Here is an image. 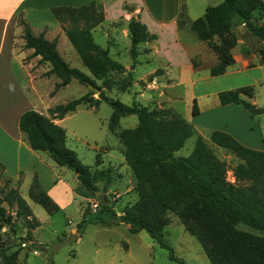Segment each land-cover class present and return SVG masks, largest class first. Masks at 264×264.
<instances>
[{
  "label": "trees",
  "instance_id": "trees-1",
  "mask_svg": "<svg viewBox=\"0 0 264 264\" xmlns=\"http://www.w3.org/2000/svg\"><path fill=\"white\" fill-rule=\"evenodd\" d=\"M183 12L181 4L179 19ZM52 14L89 75L71 67L63 59L57 50V39L48 41L44 37L46 29L35 34L19 18L24 48L32 49L33 56L40 57V63L50 65L44 76L55 75L60 80L50 96L68 86L72 80H77L83 86L92 85L99 93L98 98L93 99L90 96L94 92L90 90L78 99L50 108L49 116L34 110L22 113L18 125L26 135L30 148L46 153L57 166L71 170L79 184L90 194L99 191L98 184H102L101 192L105 195L114 181L112 169L99 170L82 164L76 153L65 144L66 131L54 120L63 119L80 105L96 108L102 102L112 110L110 131L115 133L123 117L134 115L138 120L136 127L117 134L125 164L135 178L136 201L126 205L122 214L117 216L105 196L107 205L100 203L95 213L83 214L76 233L82 234L89 224L111 226L118 223L112 222L118 217L119 223L127 225L132 234L146 232L161 248L169 251L171 260L183 264V260L174 256L163 236L164 229L171 223V215H175L185 231L201 246L209 264H264V151L242 145L229 133L220 130L211 132L210 141L239 160L232 169L233 183L227 179L226 162L216 156L201 135L197 134L189 156L176 157L175 152L195 135L189 122L170 108L149 109L135 102L126 105L105 95L96 84V81H103V87L110 90L112 82L106 78L107 75L113 71H124L108 50L102 49L94 41L93 29L105 21L102 5L90 2L79 7H54ZM263 18L264 0H222L216 6L208 7L202 17L189 22V29L217 57V63L210 68V76L223 75L227 67L234 63L232 50L237 46L238 39L232 30L233 22L238 20L250 36L264 43ZM65 23L68 25L65 26ZM178 27L181 29L182 25L178 23ZM127 30L131 43L129 53L134 60L140 44L157 39L135 17L128 21ZM215 39L219 42L216 43ZM259 55L264 60V48ZM158 75L159 71H156L148 81ZM253 95L254 88L245 86L221 91L217 97L221 106L237 104L251 115L263 114L264 108L243 99H251ZM198 113L194 99L191 115L197 116ZM100 164L97 156L96 165ZM0 170L4 172L2 164ZM11 182L10 178L5 177L0 189V225L11 226V214L6 215V208L1 206L4 203L28 229L40 227V222L19 192L20 181L16 187H11ZM30 197L48 215L59 212V206L45 193L30 192ZM18 254L17 250L8 254L0 247L1 264H18Z\"/></svg>",
  "mask_w": 264,
  "mask_h": 264
},
{
  "label": "rangeland",
  "instance_id": "rangeland-1",
  "mask_svg": "<svg viewBox=\"0 0 264 264\" xmlns=\"http://www.w3.org/2000/svg\"><path fill=\"white\" fill-rule=\"evenodd\" d=\"M221 1L182 0L184 12L177 21L182 25L181 29L189 32L191 36H196L189 29V19L202 17L208 7L216 6ZM183 19L185 21H182ZM18 20L19 18L16 21L18 22ZM67 25L68 23H65V26ZM122 25L123 23L119 19H117L116 23L113 22V25L102 23L99 25L101 26L100 29L98 28L99 26L93 29L92 35L95 43L102 49L108 50L115 61L124 64L128 63L130 68L135 67V69L130 70L127 67L125 68L127 71L110 72L106 77L112 82L110 90H106L103 87V81H96V84L101 87L105 95L117 99L126 105H131L135 102L149 109H173L174 112L189 122L195 131V135L185 142L183 148L175 152V156H189L195 145L197 134L201 135L216 156L226 162L228 168L227 179L233 183L232 169L239 163V160L228 151L214 145L209 139V130L205 127L210 113L214 112L213 107L219 105L216 93L224 89L225 84L213 81V78L209 76V70L205 68L200 70L198 76L192 78L198 80L193 92H191L189 85L177 87L173 91H166L165 87L161 85L162 82L158 76H155L152 81H148L149 76L152 75H148V73L156 64L154 61L142 62L139 59L134 60L128 55L126 49L130 46V39L122 37ZM232 30L239 42L238 48L236 47V53L242 54L245 52L248 55L254 54L256 57H260L259 51L264 48L262 41L250 36L238 20L233 22ZM105 32L110 34L108 35L109 37L105 35ZM194 38L199 42L196 37ZM214 41L216 43L219 42L218 39ZM67 44V47L61 48L63 53H65L63 54L64 57L69 59L70 65L80 64L78 59L72 64L71 56L76 55L72 53L74 50L68 41ZM199 44L203 43L200 41ZM260 64H264V60L261 59V61L254 62L253 67H257ZM71 67L75 68L74 66ZM82 68L79 65L77 69L89 75L88 71ZM173 76H177V73L174 72ZM260 77L259 71L252 69L248 74L243 75L242 81L248 83L246 85H252L253 80ZM253 88L254 95L247 101L257 105L258 108H264V85L260 84ZM89 91V86H83L77 80H72L70 85L59 89L53 100V105L66 104L82 97ZM195 97L199 100L202 116L192 119V100ZM90 98L97 99L98 93L94 92ZM111 114L110 106L104 102L96 108L80 105L75 112L66 116L62 123L64 127H61L68 132L67 148L76 153L82 164L92 168L103 169L113 166L119 170L115 177L116 181L110 186L111 192L107 191L105 196L113 211L117 216H120L121 214L118 213H121L126 205L133 204L137 197L134 190L133 174L129 167L126 166L124 159L121 160L122 157L119 153L121 143L117 134L124 129L136 127L138 120L134 115L121 118L114 133L109 129ZM249 116L251 117L252 127L257 133L259 131L262 132L264 137V113L260 115L249 114ZM256 139L260 145L262 140L260 134ZM97 156L98 163L100 161L101 166L96 165ZM65 170L74 174L67 168ZM0 176L1 189L6 175L0 170ZM69 184L76 189V201L70 204L65 211L58 212L52 216L48 215L40 205L28 200V189L26 186L19 188L21 196L32 209L33 216L40 222V227L34 230L28 229L21 219H16L14 212L6 204H1L2 207L6 208V215L11 214V226L0 225V247L5 249L8 254L17 250L19 252L17 257L18 264H49L46 246L53 245L69 236L71 228L76 229L77 224L81 220V215L89 212L90 202L93 200L99 201L98 198L87 193L80 185H76V187L78 186L76 188V183L71 178L69 179ZM10 186L14 187L12 182ZM101 188L102 184L99 186V192L103 194ZM1 196L2 194L0 193V198ZM239 228L248 230L244 226H239ZM253 233L261 235L258 232ZM75 234L77 233L70 235ZM78 236V239L69 241L59 248L52 256L51 264H178V262L169 258V251L161 248L146 232L142 231L132 234L127 225L122 223H113L108 227L89 224L83 233ZM163 236L171 247L174 256L183 260V264H209L201 246L194 237L185 231L175 215H171V223L164 229ZM262 236L264 237V234Z\"/></svg>",
  "mask_w": 264,
  "mask_h": 264
},
{
  "label": "crops",
  "instance_id": "crops-1",
  "mask_svg": "<svg viewBox=\"0 0 264 264\" xmlns=\"http://www.w3.org/2000/svg\"><path fill=\"white\" fill-rule=\"evenodd\" d=\"M90 2H98L102 5L104 24L113 25L117 19L122 21L121 35L124 39L129 38L127 23L132 17L143 23L149 33L156 35L155 41L138 46L136 60L155 62V67L148 75L159 71L158 78L166 91L189 85L193 92L198 80L192 78L198 76L201 69L210 71V68L217 63L216 55L205 43L199 44L200 41L197 42L194 38L196 36H191L189 32L178 27L182 0H0V164L4 166V174L11 179L14 187L17 186L18 181H20L19 188L27 187V197L30 202L37 204L31 199L30 192L45 193L59 206V212L65 211L76 201V189L70 186L69 179L76 183L75 187L80 184L75 174L67 172L65 167L57 166L46 153L33 151L27 142L26 135L20 131L18 122L20 115L29 110L49 116L48 109L55 107L53 100L59 90L53 96L50 94L60 80L55 75L44 76L49 71L50 65L40 63V57L33 56L32 49L24 48L22 27L16 20L22 18L35 34L46 29L44 37L48 41L57 39V50L59 53L62 52L60 55L70 65L69 59L64 57L65 53L61 49L67 47L68 39L53 16L52 8L79 7ZM262 22L264 23V20ZM109 33L105 35L109 37L108 35L112 32ZM130 47L131 43L126 49L129 56ZM236 47L232 50L234 63L227 67L225 73L217 77L209 74L213 81L225 84L224 89L217 91L216 96L225 90L264 85V64L253 67L254 62L261 61V58L245 52L238 54ZM146 50L149 52L145 53ZM72 53L76 55L71 56L72 64L77 59L80 61L75 50ZM118 63L124 69L130 68L128 63L119 61ZM79 65L87 71L81 61L80 64L70 66L79 68ZM252 69H257L261 77L255 78L252 85H246L248 83L242 81L243 75L248 74ZM174 72L177 76H173ZM194 99L199 113L197 116H192V119H197L202 116V110L198 98ZM243 99L248 98L243 97ZM213 109L214 112L210 113L205 123L206 129L209 130V137L212 131L220 130L229 133L248 148L264 151L262 132L257 133L252 127L250 113L248 114L242 106L219 104ZM65 119L66 116L61 120L55 119L54 123L64 127L62 123ZM65 131L67 141L68 132ZM259 134L262 139L260 145L256 139ZM121 150L122 146L119 147L122 160L124 157ZM107 168L112 169L114 183L119 170L113 166L105 169ZM132 178L135 184L134 176ZM110 190L109 187L108 192H111ZM118 214H122V211ZM75 232L76 229L71 228L69 235Z\"/></svg>",
  "mask_w": 264,
  "mask_h": 264
},
{
  "label": "water",
  "instance_id": "water-1",
  "mask_svg": "<svg viewBox=\"0 0 264 264\" xmlns=\"http://www.w3.org/2000/svg\"><path fill=\"white\" fill-rule=\"evenodd\" d=\"M130 70H133V67H131ZM124 71H127V70L124 69ZM89 88H90L91 91H93L95 93H99V90L97 88L93 87L92 85H90ZM94 196L99 199V201H100L102 206H106L107 205V201H106V198H105L104 194H101L99 191H96ZM114 221H117L118 223L120 222L118 217H116L115 220H113L112 222H114ZM77 238H78L77 234L69 235V236L63 238L62 240H60L59 242H57V243H55L53 245L46 246V248L48 250V255L47 256H48L49 264H51L52 256L59 250L60 247H62L65 243H67L69 241L76 240Z\"/></svg>",
  "mask_w": 264,
  "mask_h": 264
},
{
  "label": "built area",
  "instance_id": "built-area-1",
  "mask_svg": "<svg viewBox=\"0 0 264 264\" xmlns=\"http://www.w3.org/2000/svg\"><path fill=\"white\" fill-rule=\"evenodd\" d=\"M99 208H100V201L93 200L90 202V208H89L90 213H95Z\"/></svg>",
  "mask_w": 264,
  "mask_h": 264
}]
</instances>
